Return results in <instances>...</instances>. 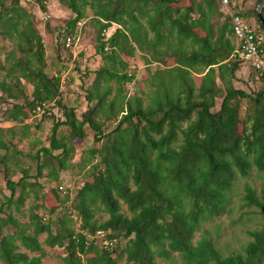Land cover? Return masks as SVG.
Listing matches in <instances>:
<instances>
[{"label":"trees","instance_id":"16d2710c","mask_svg":"<svg viewBox=\"0 0 264 264\" xmlns=\"http://www.w3.org/2000/svg\"><path fill=\"white\" fill-rule=\"evenodd\" d=\"M47 1L0 0V41L10 44L0 58V100L11 105L5 118L26 122L25 131L34 118L52 120L49 145L35 155V179L47 167L57 181L56 171L66 170L74 153L72 140L85 139L86 128L100 143L90 150L99 161L81 185L51 189L62 204L57 209L43 204L40 185L27 181V170L17 181L6 177L8 156L0 155V172L10 191L0 204V263L41 264L46 245L62 250L63 264H118L122 257L123 264H162L158 259H169L172 252L183 264H264V225L249 232L252 241L233 255L222 256L210 236L194 241L203 223L225 210L236 172L246 176L254 167L264 178V78L259 75L262 88L253 95L234 86L246 62L235 56L232 17L245 19V13L235 7L231 11L222 0H57L71 15L61 26L44 18L46 34H56L58 68L48 73L43 37L26 8L36 5L42 13ZM255 11L247 15L255 19L256 32L264 34ZM87 25L96 31L95 53L112 68L96 72L86 108L78 112L63 98L71 71L66 78L62 74ZM135 51L147 63L165 66L155 72L158 82L146 106L138 96L109 99L110 88L98 83L99 78L133 80L130 66L125 73L113 66L117 60L124 69L122 56L132 57ZM192 74L200 75L198 86ZM115 110L121 114L118 120ZM62 126L68 128L66 137L58 136ZM8 145L0 136V150ZM244 192L245 204L264 215V189L257 193L245 186ZM29 196L33 204L22 222L12 212L20 213ZM97 231L114 239V246L104 247ZM40 234H46L43 242ZM120 238L126 244L118 250Z\"/></svg>","mask_w":264,"mask_h":264},{"label":"rangeland","instance_id":"374dc122","mask_svg":"<svg viewBox=\"0 0 264 264\" xmlns=\"http://www.w3.org/2000/svg\"><path fill=\"white\" fill-rule=\"evenodd\" d=\"M184 2V1H183ZM228 8L231 9L235 7L245 13V20L251 24L253 27H257L255 19L252 17L249 10L257 8L255 5V0H229ZM26 8L34 15L37 22V29L42 35L45 45V56L48 66V73H53L58 68L57 58L55 56V36L56 34L50 33L46 34L45 31V16H47V23L53 26L62 25L64 20L70 17V12L58 3L57 0H48L46 3V11L39 12L36 5H28ZM223 14V13H222ZM249 16V17H248ZM225 15L223 14L221 19ZM264 17V11H263ZM95 28L91 25H87L84 30V37L82 43L79 47V43L74 45L72 52L68 55V61L65 62L66 69L64 75L71 71L69 75L71 82L64 92L63 98L65 103L69 105H76L78 112H83L86 108L87 93L92 89V84L96 78V72L102 67L111 70L112 66L107 65L106 60L101 58V55L95 53ZM198 34L201 31L197 30ZM10 44L6 41H0V58H2L6 49H8ZM78 47V48H77ZM110 52V50H108ZM65 53V52H63ZM123 60L127 63L124 69L119 65V61L116 60L113 68L118 72H127L129 66L134 63L135 71L134 79L130 82H122V80H117L116 78L109 79L105 82V78H99L98 83L100 87L108 86L111 90L109 99H115L117 102L120 101L122 95L127 98H133L134 96L141 97L143 106L150 103V97L152 91L158 82L155 72L160 69L165 68L163 64L147 63V57L139 51H135L132 57L122 56ZM74 60V63L72 62ZM169 64H174L175 60L170 58L168 60ZM244 65V64H242ZM133 67V66H132ZM239 79L234 82V86L238 89H242L245 92L253 95L257 93L262 88L261 77L258 76L247 64L240 68V73H237ZM195 81V85L198 86L200 83V75L192 74ZM24 82V81H23ZM25 84V82H24ZM25 94L28 96L31 93V87L27 86ZM1 94V93H0ZM220 99L216 101L217 110L220 105ZM95 103V100H92ZM11 108L10 102H3L0 100V129L2 130L0 136L7 146L5 151L0 150V155L6 153L8 156V171L6 177L13 181H17L23 175L22 170H27L29 177L28 182H37L40 185L39 194L44 195L42 200L43 204L47 207L57 206V209L62 208V204H58L57 200L54 198L51 189H54L57 185L72 186L73 184L81 185L86 177L87 171L90 169L92 164H96L99 161L97 156H93L90 153L92 148L99 147L100 143H94L93 135L94 131L86 128L85 139L81 141L72 140L74 145V153L69 162V166L64 171H56L58 175V180L55 181L52 175L49 174V168L42 169V176L35 179L37 174V161L35 160V155L38 153L39 149L42 147H47L49 145V135L50 129L53 125L51 119H45L44 121H39V118H34L30 124V129L25 131V123H15L6 121V113ZM117 113V114H116ZM114 114L117 115L118 120L121 114L118 115L116 110ZM115 121V120H114ZM112 119L106 124L109 125L114 122ZM29 123V121H27ZM106 130V126L102 127ZM68 128L60 127L58 131V136H67ZM57 154L58 151H54ZM4 167L0 163V168ZM57 169V164L54 165ZM249 186L254 189L257 193L261 189H264V178L262 174L253 167L249 170L246 176L240 175L236 172V178L234 185L228 196V203L225 210L218 216L212 218L210 221L203 223L201 232H197L194 237V241L198 239L200 235L210 236L213 238L216 248L222 256L233 255L236 253H241L245 245L252 241L249 232L253 230H258L264 225V215L260 213L257 208L248 206L245 204L244 188ZM10 191L6 187V181L4 172H0V204L6 200ZM33 204V198L29 196L24 203V206L19 212H12L13 216L22 222L27 221L28 208ZM125 209V205H122ZM41 213H47L45 209L39 210ZM96 216H99L97 214ZM102 219H106L107 215L100 214ZM7 231V229H6ZM46 234H40L38 240L43 242ZM126 244V239L120 238L118 241V250H121ZM47 253V256L43 258L41 264H63L59 255H61L62 250L60 248H50L46 245L42 246ZM61 253V254H60ZM162 264H183L180 255L177 252H172L169 259H158ZM124 263V257H122L118 264ZM1 264V263H0Z\"/></svg>","mask_w":264,"mask_h":264},{"label":"built area","instance_id":"2783aa9c","mask_svg":"<svg viewBox=\"0 0 264 264\" xmlns=\"http://www.w3.org/2000/svg\"><path fill=\"white\" fill-rule=\"evenodd\" d=\"M223 5H227V0H222ZM233 34L237 41V49L235 56L248 63L252 70L259 76L264 78V34L256 32L255 27L249 24L245 19L240 16L234 15L232 17ZM113 28H108L104 33L106 37L110 35ZM71 38L67 39L66 47L70 45ZM133 69L132 66H130ZM64 73V72H63ZM67 76V74H66ZM62 74V78H66ZM38 112L40 108H37ZM96 238H98L101 244L106 248H112L115 240L109 239L101 232H96Z\"/></svg>","mask_w":264,"mask_h":264},{"label":"water","instance_id":"95a60500","mask_svg":"<svg viewBox=\"0 0 264 264\" xmlns=\"http://www.w3.org/2000/svg\"><path fill=\"white\" fill-rule=\"evenodd\" d=\"M263 10H264V0H260V2L257 5L255 14L257 20L263 25L264 27V17H263Z\"/></svg>","mask_w":264,"mask_h":264},{"label":"crops","instance_id":"0c3cea01","mask_svg":"<svg viewBox=\"0 0 264 264\" xmlns=\"http://www.w3.org/2000/svg\"><path fill=\"white\" fill-rule=\"evenodd\" d=\"M232 10H234V7L231 8V11H232ZM244 18H245V17H244ZM233 41H234V43H235V51H236V49H237V41H236V39H235V40L233 39ZM151 63L157 64L156 62H151ZM245 64H246V63H245ZM245 64H244V65H245ZM244 65H240V68H242ZM130 66H133V69L135 70V67H136V66L134 65V63H132ZM240 68H239V70L237 71V73H240ZM134 70H133V73L136 72V71H134ZM237 73H236V77L239 79V76H238Z\"/></svg>","mask_w":264,"mask_h":264}]
</instances>
